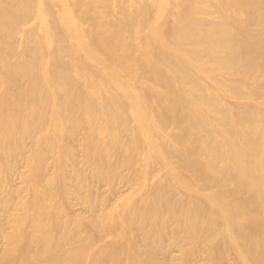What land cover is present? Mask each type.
Listing matches in <instances>:
<instances>
[{
  "label": "bare ground",
  "instance_id": "obj_1",
  "mask_svg": "<svg viewBox=\"0 0 264 264\" xmlns=\"http://www.w3.org/2000/svg\"><path fill=\"white\" fill-rule=\"evenodd\" d=\"M0 264H264V0H0Z\"/></svg>",
  "mask_w": 264,
  "mask_h": 264
},
{
  "label": "rangeland",
  "instance_id": "obj_2",
  "mask_svg": "<svg viewBox=\"0 0 264 264\" xmlns=\"http://www.w3.org/2000/svg\"><path fill=\"white\" fill-rule=\"evenodd\" d=\"M126 189H127V188H123V190H122V191H123V192H125V191H126Z\"/></svg>",
  "mask_w": 264,
  "mask_h": 264
}]
</instances>
